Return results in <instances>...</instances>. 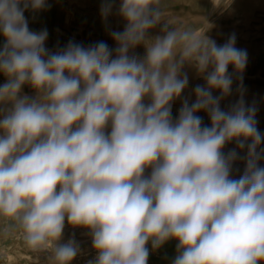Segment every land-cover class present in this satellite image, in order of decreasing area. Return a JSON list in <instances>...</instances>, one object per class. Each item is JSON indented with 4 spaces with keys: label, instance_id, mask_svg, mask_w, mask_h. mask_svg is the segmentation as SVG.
<instances>
[{
    "label": "clouds",
    "instance_id": "9594fccd",
    "mask_svg": "<svg viewBox=\"0 0 264 264\" xmlns=\"http://www.w3.org/2000/svg\"><path fill=\"white\" fill-rule=\"evenodd\" d=\"M113 6L103 0L102 16ZM47 7L0 0V219L49 264L81 254L74 235L63 240L66 225L91 237L87 264H148V245L171 240V264H264L257 108L242 95L221 107L232 94L229 67L239 73L247 62L235 36L218 44L209 28L174 27L162 0H119L125 27L110 32L114 48L70 40L53 50L47 29L30 30L25 17ZM186 67L204 80L191 103ZM232 142L247 147L238 178V152H224Z\"/></svg>",
    "mask_w": 264,
    "mask_h": 264
},
{
    "label": "rangeland",
    "instance_id": "374dc122",
    "mask_svg": "<svg viewBox=\"0 0 264 264\" xmlns=\"http://www.w3.org/2000/svg\"><path fill=\"white\" fill-rule=\"evenodd\" d=\"M49 7L33 12L28 10L25 17L29 28L39 32L48 31L46 46L55 50L57 46L63 47L70 40L82 43L85 46L104 41L110 47H115L110 36L111 31H123L125 21L117 14L119 0H114L112 13L106 18L101 14L103 0H47ZM164 19L172 26L190 27L197 31H208V35L218 44L225 43L230 36L236 39L235 46L247 52L246 66L242 72H235L230 66L228 71L233 75L232 94L221 101L222 109L227 110L232 104L243 96L246 105L257 108L256 120L258 130L264 134V0H162ZM159 33V28L153 29L151 35ZM4 43L0 36V46ZM136 53L144 54V48L138 47ZM189 75V87L183 96L189 102L195 101L192 89L197 84H204L192 68H185ZM6 78L0 74V85ZM24 93L33 95L28 86ZM219 95V92H214ZM181 107V100H177L172 107L175 118ZM203 118V123L210 126V120L203 111L197 113ZM264 148V143L261 144ZM235 149L239 158L233 164V177L242 175L245 168L247 147L237 148L235 142L225 146L227 153ZM264 166V159L260 162ZM74 235L80 244L81 254L72 264H87L96 252L91 246V237L87 230L71 226L65 228L63 240L66 241ZM177 241L171 240L157 251H151L148 264H171L176 254ZM0 264H49L48 253H37L26 246L23 233L17 228L8 227L0 219Z\"/></svg>",
    "mask_w": 264,
    "mask_h": 264
}]
</instances>
